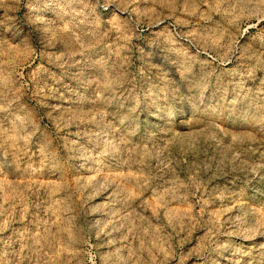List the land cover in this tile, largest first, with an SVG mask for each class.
<instances>
[{"label":"clouds","instance_id":"1","mask_svg":"<svg viewBox=\"0 0 264 264\" xmlns=\"http://www.w3.org/2000/svg\"><path fill=\"white\" fill-rule=\"evenodd\" d=\"M0 264H264V0H0Z\"/></svg>","mask_w":264,"mask_h":264}]
</instances>
